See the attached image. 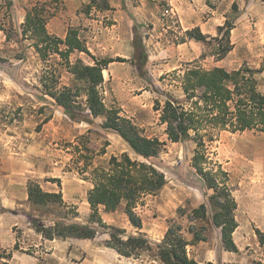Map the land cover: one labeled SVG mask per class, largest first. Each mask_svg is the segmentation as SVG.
<instances>
[{"label": "rangeland", "instance_id": "rangeland-1", "mask_svg": "<svg viewBox=\"0 0 264 264\" xmlns=\"http://www.w3.org/2000/svg\"><path fill=\"white\" fill-rule=\"evenodd\" d=\"M126 1L128 6L124 4L122 10L129 15L132 26L122 20V25L115 27L117 23L110 10L93 7L87 12L91 0H0V216L17 214L24 221V225L13 228L19 249L0 248V264H162L156 244L152 251H141L137 257L127 258L105 247L108 233L91 240H47L29 222V216H33L41 218L47 225L60 219L87 224L91 213L87 198L93 184L86 178L92 169L108 167L112 156L123 153L142 160L122 137L102 127L104 117L94 118L91 123L74 121L43 94L41 78L47 66L50 70L57 68L61 73L62 85L81 87V83H75L58 64L57 58L45 63L33 41L22 35L27 11L44 4L47 11L54 14L47 22L50 34L65 39L69 30L74 29L96 58L127 59L116 62L110 76L106 74L100 89L105 104L108 108H120L122 115L131 119L144 136L166 142L164 151L154 162L165 173L167 184L157 194L146 196L134 209L142 220V228L131 224L125 203L114 212L101 209L103 221L125 230L126 236L142 233L154 243H160L171 227L179 228L191 243L187 251L192 258L197 254V248L194 250L192 246L206 242L201 251L208 253L209 242H215L221 236L220 229L213 224V211L208 200L213 191L205 188L195 169L190 167L196 144L191 140L169 141L166 125L161 123L160 111H155L154 106L156 101L164 105L171 96L184 98L181 81L187 68L223 67L228 71L261 68L264 65V0H212L214 8L205 0L207 10L202 4L195 6L202 10L201 20L206 29L213 31L212 34L204 33L200 28L204 34L217 37L218 27L226 20L234 23L231 31L234 48L221 60L213 55V40H194L198 43L196 46L182 48L193 39L187 37L178 17L172 12L167 13L170 10L168 0ZM133 7H142L143 13H136ZM104 12L109 16L103 18ZM214 12H217L216 18L211 19ZM95 35L102 41L107 36L114 38L117 35L123 40L111 43L109 53L101 55L96 50H105L101 46L94 48V52L91 50ZM142 45L147 53V63L141 74L136 59L140 57ZM194 54L195 59H182L183 55L193 57ZM78 59L94 64L93 58L86 53L72 54V62ZM256 78L259 89L264 92V71ZM263 136V133L253 131H223L215 141L206 139L210 167L219 170L220 166L226 171L232 188L241 185L244 191L258 189L257 192L264 193V163L254 157L256 150L264 148ZM259 155L263 156L262 153ZM51 178H59L61 186L48 181ZM29 181L38 182L47 192L61 191L66 206L33 204L19 210L4 208L3 194L10 191L20 195ZM202 204L207 206L206 218H197L194 210ZM73 207L77 216L70 210ZM262 224L257 227L252 223L240 229L246 236L244 252L248 264H264V244L256 233L257 229L264 233ZM194 233L206 240L194 242ZM10 251L16 255L14 261L13 254L8 257Z\"/></svg>", "mask_w": 264, "mask_h": 264}, {"label": "trees", "instance_id": "trees-1", "mask_svg": "<svg viewBox=\"0 0 264 264\" xmlns=\"http://www.w3.org/2000/svg\"><path fill=\"white\" fill-rule=\"evenodd\" d=\"M206 3L214 8L212 0H206ZM93 7L98 10H114L109 0H91L87 12ZM234 9H237L236 4ZM53 15L47 11L45 4L32 7L25 15L22 35L33 41L45 63L57 58L58 64L65 68L75 83H81V87L62 85L61 73L57 68L50 70V66H47L41 78L43 94L49 96L74 121L91 123L94 118L104 117L102 127L122 137L142 160L123 153L112 156L108 167L92 169L90 176L86 178L93 184L87 198L91 209L87 224L60 219L47 225L41 218L33 216H29V222L47 240H91L102 233H108L109 239L105 241V247L115 250L121 256L137 257L141 251H152L153 244H156L157 256L162 264H199L189 256L187 247L191 243L179 228L171 227L160 243H154L142 233L126 236L125 230L103 221L101 209L114 212L125 203L131 224L138 229L142 228V220L134 209L146 196L157 194L167 184L165 173L154 162L164 151L166 142L157 137L144 136L131 119L122 115L120 108H108L105 104L100 90L105 83L103 72L111 63L126 62L127 59L96 58L74 29L69 30L65 39L50 34L47 22ZM233 29L234 23L228 19L218 27L217 37L204 34L199 26L187 30L186 35L198 42L215 41L213 55L221 60L234 48L231 42ZM134 33L137 41L136 29ZM141 47L140 57L136 60L137 68L142 74L145 72L147 53L144 46ZM74 53H86L93 58L94 64H86L81 59L72 62L71 56ZM263 71L264 65L259 69L241 68L235 71H228L223 67L209 70L201 67L187 68L181 81L184 98L171 96L164 105L156 101L154 106L155 111H160V121L166 125L165 132L169 141L179 143L191 140L196 144L190 167L195 169V174L202 179L205 188L213 191L208 197L213 211V224L221 231L222 247L230 252H238L233 240V233L238 227L235 219L237 202L229 185L228 173L220 166L219 170H215L214 166L210 167L206 139L215 141L223 131L264 132V92L259 89L256 78ZM48 181L61 186L59 178ZM27 189L29 201L36 206H66L61 191H44L36 181H29ZM70 210H73L71 212L75 216L78 215L74 207ZM194 215L206 218L207 206L200 205L194 210ZM256 233L264 244V233L259 229ZM194 236V242L206 240L200 234L194 233ZM14 249H19L18 242ZM8 257H12V252Z\"/></svg>", "mask_w": 264, "mask_h": 264}, {"label": "crops", "instance_id": "crops-1", "mask_svg": "<svg viewBox=\"0 0 264 264\" xmlns=\"http://www.w3.org/2000/svg\"><path fill=\"white\" fill-rule=\"evenodd\" d=\"M87 1L88 0H83V2H87ZM109 3L111 7L114 9L113 11L111 10L109 11V13L113 12L114 22L117 23L114 24V26L115 27L121 26L124 20H125L124 22L125 24L127 25L131 24L130 26H132V21L129 19V15L122 10L124 4L128 6L127 1L109 0ZM143 4L146 3L144 2ZM168 4L170 6V10H168L167 13L172 12L176 17H178L181 28L185 32L187 30H191L199 26L200 28H202L204 33L205 32H208L209 34L213 33V31H208L206 29V26H204V24L202 23L201 20L202 10L200 9L197 10L195 7L197 4H202L205 8L204 10H207L208 7L205 3V0H168ZM133 10H135V12L138 14H140V12L143 13L142 7H137V8L133 7ZM106 12L103 13V18L109 16L108 13ZM216 14L217 12H214V15L211 19H215ZM93 40L94 41L92 43L91 50L94 52L95 51L94 48H98V46H101L105 50L100 51L96 49L97 52H101L100 53L101 55L102 54L107 55L110 50L109 45L114 42H119V41L122 42L123 37L121 35H117L114 38L107 36L106 38H104V41H102L101 37L98 38V35H95L93 37ZM126 40H128V37ZM192 44L193 46H196L198 43L194 40H188L186 43L182 45L183 46L182 48L184 49ZM191 58L195 59L196 55L194 54L193 57L192 56L186 57V55H183L182 57L183 60H189ZM114 64H116V62L111 63L108 66V69L104 70L103 74L105 80L107 78L106 74L110 76L109 74L111 70H113ZM245 132H250V131H245ZM260 133L264 134V132H260ZM255 152L256 153L254 157H257V159H261V163H264V148H260ZM261 153L263 154V156L259 155ZM257 186L258 185L254 187ZM232 189H233V196L235 197L237 202V208L235 210V219L238 224L237 229L233 233V240L238 248V252L226 251L221 245L220 238L217 239L215 242H209V250H207L208 253L202 252L201 251V249L203 248L202 244H206V242H202L200 245L192 246L194 250L197 248V254H193V259H195L199 264H204L206 262L207 263L211 262L213 264H248V259L244 252L247 243L246 236L244 233H242V231L240 232V229L244 227H248L252 223H255L257 227H262L263 225L262 223H264V193L257 192L258 189H250V191L245 190L246 191L245 192L242 189L241 185H239V187L237 188H232ZM2 202H3V207L10 210H19L24 205L34 206L29 201L28 189L26 187V184H24L23 190L21 191L20 195L18 193H12L10 191H6L3 194ZM21 220L22 219L17 214L0 216V248L10 249L15 246V244L17 243V239H15L14 237L13 228H15L16 226L24 225L23 223L24 221L22 222ZM5 236L10 237V239L8 238L6 239ZM12 254H13L12 261H14L16 255L13 252Z\"/></svg>", "mask_w": 264, "mask_h": 264}]
</instances>
